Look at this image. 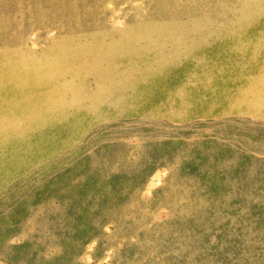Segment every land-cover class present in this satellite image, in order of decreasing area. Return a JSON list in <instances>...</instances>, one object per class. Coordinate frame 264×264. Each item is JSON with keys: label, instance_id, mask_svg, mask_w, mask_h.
<instances>
[{"label": "rangeland", "instance_id": "obj_1", "mask_svg": "<svg viewBox=\"0 0 264 264\" xmlns=\"http://www.w3.org/2000/svg\"><path fill=\"white\" fill-rule=\"evenodd\" d=\"M0 264H264V0H0Z\"/></svg>", "mask_w": 264, "mask_h": 264}]
</instances>
